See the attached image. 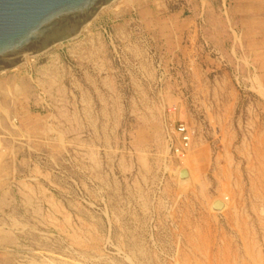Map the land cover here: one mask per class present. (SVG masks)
Returning a JSON list of instances; mask_svg holds the SVG:
<instances>
[{
  "label": "rangeland",
  "instance_id": "1",
  "mask_svg": "<svg viewBox=\"0 0 264 264\" xmlns=\"http://www.w3.org/2000/svg\"><path fill=\"white\" fill-rule=\"evenodd\" d=\"M250 1L117 0L0 73V264H264Z\"/></svg>",
  "mask_w": 264,
  "mask_h": 264
},
{
  "label": "water",
  "instance_id": "2",
  "mask_svg": "<svg viewBox=\"0 0 264 264\" xmlns=\"http://www.w3.org/2000/svg\"><path fill=\"white\" fill-rule=\"evenodd\" d=\"M117 0H0V73L80 35Z\"/></svg>",
  "mask_w": 264,
  "mask_h": 264
},
{
  "label": "crops",
  "instance_id": "3",
  "mask_svg": "<svg viewBox=\"0 0 264 264\" xmlns=\"http://www.w3.org/2000/svg\"><path fill=\"white\" fill-rule=\"evenodd\" d=\"M253 1V0H252ZM248 3L246 8L249 16L244 21L243 34L245 35L244 40H250L252 42V47L248 48L247 51L250 52L251 56L258 59V64L256 65L258 69V74L262 76L264 80V0H257V9L255 10L254 5ZM243 9V10H244ZM245 11H242V14ZM255 13L256 15H253ZM248 43V42H247ZM3 96L0 94V101ZM1 103V102H0Z\"/></svg>",
  "mask_w": 264,
  "mask_h": 264
},
{
  "label": "built area",
  "instance_id": "4",
  "mask_svg": "<svg viewBox=\"0 0 264 264\" xmlns=\"http://www.w3.org/2000/svg\"><path fill=\"white\" fill-rule=\"evenodd\" d=\"M177 135L182 138L179 146L176 148V154L182 156L190 147L189 135L190 131L184 124H179L176 128Z\"/></svg>",
  "mask_w": 264,
  "mask_h": 264
},
{
  "label": "bare ground",
  "instance_id": "5",
  "mask_svg": "<svg viewBox=\"0 0 264 264\" xmlns=\"http://www.w3.org/2000/svg\"><path fill=\"white\" fill-rule=\"evenodd\" d=\"M105 8V7H104ZM103 8V9H104ZM49 76V75H48ZM38 86V85H37ZM91 120V119H90ZM168 134V133H167ZM204 163V162H203ZM81 231V230H80ZM258 236V235H257ZM257 247V246H256ZM259 254V253H258ZM252 257V256H251ZM243 259V258H242ZM255 259H256V257H255ZM47 260V259H46ZM234 260V259H233ZM253 261H255V260H253ZM255 263V262H254ZM257 264V263H256Z\"/></svg>",
  "mask_w": 264,
  "mask_h": 264
}]
</instances>
